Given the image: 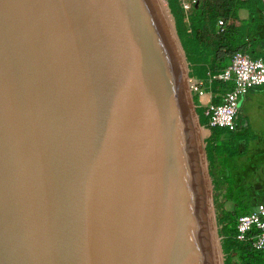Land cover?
<instances>
[{"label":"water","instance_id":"obj_1","mask_svg":"<svg viewBox=\"0 0 264 264\" xmlns=\"http://www.w3.org/2000/svg\"><path fill=\"white\" fill-rule=\"evenodd\" d=\"M195 124L158 0H0V264H216Z\"/></svg>","mask_w":264,"mask_h":264},{"label":"trees","instance_id":"obj_2","mask_svg":"<svg viewBox=\"0 0 264 264\" xmlns=\"http://www.w3.org/2000/svg\"><path fill=\"white\" fill-rule=\"evenodd\" d=\"M251 0H200L198 5L188 16V24L183 21L182 10L178 0H166L169 10L174 18L176 32L185 52L192 77L200 79L212 92H220L227 85L217 79L211 78L221 70L218 63H228L230 56L239 50H248L252 56V42L254 37V24L245 26L238 24L237 10L249 7ZM260 13H264L262 0H255ZM222 18L226 24L220 31L217 21ZM256 15L251 19H256ZM211 78V82L209 79ZM209 86V87H208ZM228 88V87H227ZM197 96L193 97L196 105L195 111L200 125H206L204 107L197 102ZM223 131L219 128H211V136ZM218 147L210 137L206 140V156L210 164V175L213 179L225 177L218 174L214 168L215 155ZM226 178V177H225ZM218 223L220 224L221 249L224 254L223 264H234L237 257L241 264H264V249L255 250L249 240L240 241L236 238V219L233 212L223 209L218 211Z\"/></svg>","mask_w":264,"mask_h":264},{"label":"rangeland","instance_id":"obj_3","mask_svg":"<svg viewBox=\"0 0 264 264\" xmlns=\"http://www.w3.org/2000/svg\"><path fill=\"white\" fill-rule=\"evenodd\" d=\"M164 6H161L163 14L169 25L171 33L174 36V40L181 56V75L184 93L188 100L189 107L193 113L195 122L199 128L196 129L197 141L202 157V165L204 170V182L206 186V193L209 201V211L212 212L213 226L212 231L215 233V238L217 245H215V250L217 251L218 257L216 255V264H223L224 254L221 249V236H220V224L217 220L218 211L223 209L226 212H233L234 218L236 219L240 214L248 212L254 207L255 203L261 202V195L264 194V189L259 187H252V180L250 174V167L248 165L247 156L251 153L258 143L251 141L245 135L249 129L239 128L238 131L234 133H227L225 131L217 132L211 136V129L206 126L200 125L197 113L195 111L196 105L193 101L195 95L190 92L188 87V79H195L192 77L188 61L185 56V52L182 48L181 41L178 37L175 28L174 18L169 10L166 0H162ZM168 10H165L166 8ZM183 14V21L188 24L187 16ZM167 16V17H166ZM177 34V36H176ZM182 50H181V48ZM225 66V63H218V68L221 70ZM197 102L199 103V98L197 97ZM241 114V111H240ZM201 131L202 136L198 135ZM249 134V132H248ZM212 138L215 141L218 150H216L214 168L218 174H224L225 177H218L213 179L210 175V164L206 156L205 146L206 140ZM249 172V173H248ZM248 179V181H247ZM213 233V234H214ZM215 243V240H214ZM218 247V250H217ZM234 264H241L237 257L233 258Z\"/></svg>","mask_w":264,"mask_h":264},{"label":"built area","instance_id":"obj_4","mask_svg":"<svg viewBox=\"0 0 264 264\" xmlns=\"http://www.w3.org/2000/svg\"><path fill=\"white\" fill-rule=\"evenodd\" d=\"M178 1L188 18L200 0ZM225 24L226 22L219 18L217 28L221 31ZM211 78L225 83L228 88L225 87L215 94L219 101L209 100L204 106L205 126L234 133L239 128L241 99L254 87L264 84V58L252 56L248 50L236 51L222 70ZM188 87L198 98L210 91L203 81L197 78L188 79ZM235 223L238 240H249L255 250L264 249V203H259L248 212L240 214Z\"/></svg>","mask_w":264,"mask_h":264},{"label":"crops","instance_id":"obj_5","mask_svg":"<svg viewBox=\"0 0 264 264\" xmlns=\"http://www.w3.org/2000/svg\"><path fill=\"white\" fill-rule=\"evenodd\" d=\"M264 3V0H262ZM256 15V19H251V16ZM238 24H243L246 27L254 24V37L251 39L252 50L254 54L264 58V13H260L257 8L256 1L251 0L249 7L239 8L237 10ZM228 59L224 62L226 63ZM218 92L208 91L205 95L199 97V105L204 107L209 100L219 101L215 96ZM240 117L239 128L249 129V134L245 138L258 143L256 148L249 153L250 158L247 159L250 167L252 187H261L264 189V84L251 89L239 103ZM237 129V131L239 130ZM200 136L201 131L198 132ZM248 172V173H249ZM248 181V179H247ZM261 202L264 203V194L261 195Z\"/></svg>","mask_w":264,"mask_h":264},{"label":"bare ground","instance_id":"obj_6","mask_svg":"<svg viewBox=\"0 0 264 264\" xmlns=\"http://www.w3.org/2000/svg\"><path fill=\"white\" fill-rule=\"evenodd\" d=\"M158 2H159V4H160V7H161V6H164V3L162 2V0H158ZM162 8H163V7H162ZM162 8H161V9H162ZM165 8H166V7H165ZM163 10H164V8H163ZM163 10H162V11H163ZM165 10H167V8H166ZM167 13H168V10H167ZM168 15H169V13H168ZM166 17H167V16H166ZM172 36H173V34H172ZM173 39H174V36H173ZM174 42H175V40H174ZM175 45H176V43H175ZM176 48H177V53H178L179 65L182 66V65H181L180 51H179L177 45H176ZM195 127H196V129L199 130L197 124H195ZM205 187H206V186H205ZM210 222H211V225L213 226L212 212H210ZM213 233H214V232H213ZM214 238H215V233H214ZM214 240H215V245H217V243H216V239H214ZM217 250H218V247H217ZM215 252H216V255H217V257H218V254H217V251H216V250H215ZM216 255H215V256H216ZM217 257H216V258H217Z\"/></svg>","mask_w":264,"mask_h":264}]
</instances>
